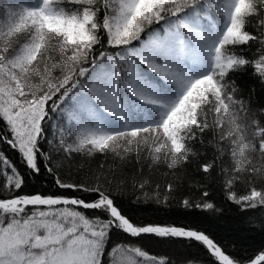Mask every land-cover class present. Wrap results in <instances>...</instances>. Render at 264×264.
I'll return each mask as SVG.
<instances>
[{
  "label": "snow or ice",
  "instance_id": "6c2138e0",
  "mask_svg": "<svg viewBox=\"0 0 264 264\" xmlns=\"http://www.w3.org/2000/svg\"><path fill=\"white\" fill-rule=\"evenodd\" d=\"M0 264H264V0H0Z\"/></svg>",
  "mask_w": 264,
  "mask_h": 264
},
{
  "label": "trees",
  "instance_id": "16d2710c",
  "mask_svg": "<svg viewBox=\"0 0 264 264\" xmlns=\"http://www.w3.org/2000/svg\"><path fill=\"white\" fill-rule=\"evenodd\" d=\"M237 83L240 84L242 88L247 90L249 86H251L254 81L252 80V77L248 73H240L236 76ZM257 88L259 89V85H257ZM231 213L228 214L230 216ZM234 221L226 217L222 221H216L212 223V228L214 231H216L220 235H226L230 232V230L234 227ZM190 255L193 256H199L200 253L196 249L190 250Z\"/></svg>",
  "mask_w": 264,
  "mask_h": 264
}]
</instances>
